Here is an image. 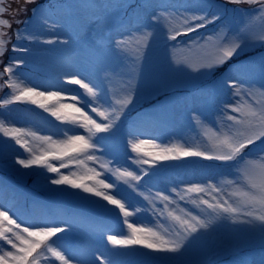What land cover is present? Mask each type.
Instances as JSON below:
<instances>
[{
  "label": "snow or ice",
  "instance_id": "snow-or-ice-1",
  "mask_svg": "<svg viewBox=\"0 0 264 264\" xmlns=\"http://www.w3.org/2000/svg\"><path fill=\"white\" fill-rule=\"evenodd\" d=\"M0 90V264H264V0H0Z\"/></svg>",
  "mask_w": 264,
  "mask_h": 264
},
{
  "label": "rangeland",
  "instance_id": "rangeland-1",
  "mask_svg": "<svg viewBox=\"0 0 264 264\" xmlns=\"http://www.w3.org/2000/svg\"><path fill=\"white\" fill-rule=\"evenodd\" d=\"M31 73V78L35 81V83H32L30 86H36L37 83L42 82L46 79V75L44 70L37 66L34 69L29 70ZM23 79V78H21ZM4 92L3 90H0V96H3ZM54 99V98H53ZM36 106L28 105L26 108L23 109H13V115L16 117L17 120L23 121V123H18L17 126H30L35 122H38V116L36 112H33L32 109H35ZM42 111L37 109V112ZM47 115V114H45ZM177 132L179 135L176 137V139H180L183 137L184 140L192 141V140H199V136L196 134V130H194L190 126H182L177 128ZM167 133H165L166 135ZM146 151H152L151 146H145ZM4 174V173H0ZM6 175V174H4ZM228 177H222V179H227ZM8 179L12 180L15 183L22 184L30 193L36 195V196H44L45 193L43 189L40 186V181L33 176L24 177L18 179L15 176H8ZM202 178L200 174L198 173H192V172H185L183 170H177L171 174V180L174 183H178L180 181H192V182H198ZM120 192L124 193L128 196V200L126 203L132 204L134 207L143 208L144 204L141 202V199L137 197L135 194L131 192V190L126 187H121L119 189ZM103 219L114 229L117 230V234L119 229L122 227V222L120 217L116 213H110L107 216L103 217ZM130 222H136V223H144L147 226H151L154 223V220L151 216V213L149 212H140L134 214V217ZM163 222V221H161ZM167 226V225H166ZM125 230H126V226ZM254 259H259V250L257 249L253 254ZM43 264V262H42Z\"/></svg>",
  "mask_w": 264,
  "mask_h": 264
},
{
  "label": "bare ground",
  "instance_id": "bare-ground-1",
  "mask_svg": "<svg viewBox=\"0 0 264 264\" xmlns=\"http://www.w3.org/2000/svg\"><path fill=\"white\" fill-rule=\"evenodd\" d=\"M123 187H126V186H123ZM114 213V212H113Z\"/></svg>",
  "mask_w": 264,
  "mask_h": 264
}]
</instances>
